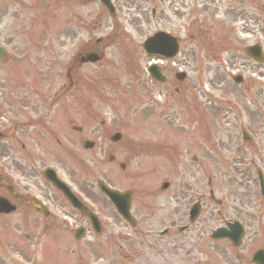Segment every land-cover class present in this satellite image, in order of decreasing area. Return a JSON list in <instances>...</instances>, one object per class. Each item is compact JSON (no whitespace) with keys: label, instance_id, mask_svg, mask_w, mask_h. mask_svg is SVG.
<instances>
[{"label":"rangeland","instance_id":"obj_1","mask_svg":"<svg viewBox=\"0 0 264 264\" xmlns=\"http://www.w3.org/2000/svg\"><path fill=\"white\" fill-rule=\"evenodd\" d=\"M221 1L222 5L219 3H215V5L218 8L219 17L223 19L220 22L202 24L201 31L195 32L187 27L189 19L182 12L180 17L171 16L166 8L168 0H131L133 7L139 8L137 10L139 13L130 11V14L126 8L130 4L123 0L120 7L118 6L121 11L117 15V20L103 18L96 0H2L0 46L9 51L10 59L3 64L0 63V85L3 92L16 94L14 97L11 96L10 106H4V109L10 110L9 118H12L14 113L21 114L18 110L21 109L20 105L23 102L18 101L17 98L27 92L26 88L29 89V92L35 91L40 94L43 100L49 98L50 94L58 92L60 79L57 78L56 69L58 72L59 68H56L55 59L61 56L60 60L68 64L71 56L78 55L77 48L72 54L69 52V55H65L64 46L66 45L69 49L72 42L76 40L73 38L74 35H82L84 41H89L90 45L102 40L103 55L99 64L85 66L77 72L74 78V100L72 102L56 101L55 108L58 110V114L54 113L56 118L51 123L54 124L55 133L49 134L44 129L37 128L47 137L46 139L49 138L45 145L41 144L42 140L37 142L25 139L23 141L24 133L13 129V122L10 125L5 124V120L0 115V131L7 135L4 143L1 142L5 148L2 150L0 147L1 159L3 152L8 154V160H2L3 167L19 164L28 171L32 167L38 169L50 167L63 177L67 176L79 182L86 179L88 183L92 184V191L95 194L97 180L105 182L111 180L110 182L117 188L119 187V190L126 189L131 183L129 177H116V174H120L118 166L117 164L111 165L108 158L116 155L119 162L120 151L130 140L140 142L137 143L140 146H146V143H151L150 140L160 139L152 143L159 144L166 151L165 146H162L164 145L162 141L168 139L160 138V134L153 133L152 129L146 128L148 126L146 112L151 111L154 106L153 102L161 103L157 95L159 91L162 95L168 94L171 102L165 108L170 111L168 114L171 116L178 114V110L182 106L196 105L202 109L211 108V103H207L201 95L204 92L212 94L218 99L217 102L220 106L217 113L218 124L211 131L199 128L200 130L191 133L195 135L194 150L193 148L187 149L191 153H196L197 148H200L201 145L202 155L206 150L212 149L214 157L216 152L210 143L214 141L212 135L215 130L217 140H223L233 131H236L238 135L240 126L254 128L259 133L264 132V113L259 114L258 112L264 110L262 96L264 90L260 89L255 81L256 78H263L264 72L260 66L249 61L244 54V48L247 45L254 43L259 38H262L264 42V22L257 21V27L246 29V19L241 15L243 11L241 1ZM228 1L233 3L232 10L239 13L234 16V19L226 15ZM45 2L48 6L45 10H41V5ZM183 4L187 8L193 6L192 0H184ZM200 5L203 8L214 10L211 3H201ZM262 5L261 11H264V0ZM6 6L11 9L3 16ZM179 6L181 7L182 4ZM152 9L156 12L154 18L151 16ZM14 11L16 15L12 18L10 15ZM195 16L199 15L195 14ZM166 18L172 19L171 24L167 23ZM226 18L232 21L228 22ZM97 21H100V26ZM226 24L232 26L234 30L232 36L222 34V28L226 27ZM179 25L185 26L184 35L179 31ZM166 28L171 30L169 33L182 35L178 36L182 41L181 51L173 64L163 63L170 75L165 86L152 87L146 73V68L151 61L144 55L141 44L145 38L158 30L168 31ZM61 45L64 48L60 49ZM15 46L22 52L17 51ZM178 71L185 72L187 77L178 87L180 94L173 96L174 82L177 81L174 74ZM65 72L66 69L61 73L65 74ZM237 74L243 77L242 84L236 85L232 82L231 77ZM77 76H79L78 79ZM170 77L172 82H170ZM151 92L156 97H152ZM151 99L152 103H150ZM44 103L45 101L43 107ZM201 103L207 104L202 105ZM66 112L71 114L66 116ZM223 114L232 118L229 124L221 121ZM21 119L23 117L20 116L12 118L15 122H19ZM102 121L105 122L103 126L100 125ZM128 121L130 127L122 131V125ZM63 123L65 126L62 128ZM75 126L81 131L73 132L72 129ZM235 127L237 129L233 130ZM34 129L31 128L26 133L38 136L33 131ZM57 129L58 135H61L62 138L56 136ZM117 129L121 130L123 137L119 144L113 145L109 138L116 133ZM61 139L64 142H69V145L64 146L56 142ZM256 139L260 140L259 137ZM84 142H94L93 149L84 150ZM22 144L25 145V148H22ZM205 145L207 148L203 147ZM169 152L171 154L172 150ZM220 152L221 150H219ZM213 157L210 164L203 162L208 169L216 168L223 171L227 168L224 164H216ZM175 158L174 155L170 156L168 166L173 164ZM142 166L145 167V162ZM135 170L138 169L135 168ZM9 174L15 181L19 180V176L13 171ZM34 179L33 176H27L24 185L28 189H34L29 185H32ZM99 201L98 203L101 202ZM23 215L27 218L30 214ZM20 218L24 219L21 214H16L2 219L5 222L8 221L12 226L20 225L21 227V223L26 226L33 222L30 221L32 220L30 218L26 224L19 221ZM2 219L0 218V258L4 259L7 252L15 258L32 256L35 250L39 249L42 252L43 264H84L86 260L92 264L93 259L96 264V248H92L84 254L86 259L81 260L78 251L82 254L83 246L69 245L67 238L62 233L63 236L59 235L57 238L64 240L63 248L60 244H55L56 240L51 237L45 238L48 239L47 244L50 240L55 243L43 247L41 243H37L29 231L25 233L27 238L24 237V234L18 236L16 233H10L9 246L6 248L5 245L3 246L4 223ZM257 227L258 224L252 225V228L259 232L257 239L260 240L264 237L261 232V230L264 231V220L259 223L261 230ZM19 229L22 230V228ZM36 234L34 233V235ZM12 244L17 246L13 247ZM36 256L37 259L41 257L39 252L36 253ZM11 264L20 263L16 261Z\"/></svg>","mask_w":264,"mask_h":264},{"label":"flooded vegetation","instance_id":"obj_2","mask_svg":"<svg viewBox=\"0 0 264 264\" xmlns=\"http://www.w3.org/2000/svg\"><path fill=\"white\" fill-rule=\"evenodd\" d=\"M122 1L116 0L114 2L120 7ZM126 1L129 3L131 0ZM246 2H249V0L242 3ZM179 3L173 0L174 10H176L175 7ZM130 6L127 5V10L132 12L138 10ZM244 10L247 12L245 15H243ZM250 12L251 9L247 3L242 15L247 20L256 21V18L249 15ZM152 16H156L155 10H152ZM1 18L2 14L0 15ZM16 50L21 52L17 47ZM84 55L85 53L81 52L76 60L70 63L64 83H61L62 91L49 98L51 102H49L48 108L45 109L44 115L42 113L45 99L43 100L40 94L35 91L29 92V89L26 88L25 91L27 92L17 98L18 101L23 102L20 105L21 109L18 110L21 114L16 115L14 113L13 117L20 116L23 119L18 124L15 123L13 129L24 133L25 138L23 141L25 139L37 142L42 140L41 144L45 145L49 138L46 139L47 137L37 128L44 129L49 134L55 133L54 124L51 123L55 120L58 110L53 108L56 101L70 103L74 100L72 93L74 78L82 68L80 58ZM8 59H10V56L4 54L0 63L3 64ZM78 78L79 76H77ZM2 89L0 85V90ZM11 96L14 97L16 94L0 92V115L5 120V124L9 125L13 122V117L9 118L10 110L4 109V106H10L9 100ZM211 105L214 104L211 103ZM67 115L68 113L66 112ZM196 115H198V118L194 117L191 121L194 124L197 123L196 126L198 127V122H201L202 125V118L200 111L198 113V109H196ZM37 119L39 121H36ZM44 121L48 123L43 124ZM64 126L61 125L62 128ZM31 128H35L33 131L38 136L26 133ZM75 128L73 127V132L76 129L81 131L80 128ZM56 136L62 138L61 135H58V129L56 130ZM6 137L7 135L0 131V147L2 150L5 146L1 142ZM56 142L64 146L66 144L69 145V142H64L63 139ZM120 142L118 141L117 144ZM128 144L129 146L123 147L120 153L124 169L131 168L132 170L128 172L131 183L124 190L129 191L131 194L128 209L133 220H123L117 212L112 210L106 197L102 194L99 195V193L97 195L92 191V184L85 180L79 182L70 177L66 181L55 170L58 177L72 192H74L73 188H75L85 200H89V202L94 204L100 200L102 203L101 207H97L101 217L99 222L102 233L97 237L96 264H253L251 261L253 254L264 248V237L258 240L259 232L252 228L253 224H258L259 221L264 220V213H262L264 212V203L262 202L259 206V208H262L261 210L256 205H251L253 199L250 195L249 186L234 190L226 198H216L212 192L214 185L211 179L208 178L201 186L202 165L200 158L196 157H191L190 163L187 164L186 157L182 156L178 172L168 174L167 179L157 177L154 172H134L131 166L133 153L131 149H133L132 145L134 142L130 141ZM219 146L230 150L234 148L231 140L219 141ZM22 148H25L24 144H22ZM146 153H154L152 147H147ZM245 153L241 152L239 154L237 152L235 156L226 158H231L236 165L244 164L247 163L246 160L248 159ZM258 154L264 157V146L259 148ZM260 156L258 155L259 161L264 163ZM252 158L254 159V157ZM3 159L5 161L8 160L6 152H3ZM47 168L49 167L44 169L32 167L28 171L19 164L3 168V162L0 157V197L10 202L18 211L36 212L35 214L43 219L45 232H49L53 228L59 229L62 225L51 215L43 216L39 214V210L42 209L36 204L35 200L41 201L51 213L65 215L73 221L79 219L77 226L84 229L81 235L77 234L76 228H72L70 225L62 227L67 229L71 239L75 242L80 243L83 241L86 246L90 245L89 250L93 246L96 248L95 242L91 241V244L88 243V237L85 240L86 234L88 235L92 232V230L88 229L87 220L78 215L68 204L63 193L47 180V177L43 174V171ZM11 171L19 176L18 182L13 183V188L23 197L24 203L17 202L14 194L10 193L6 186L1 183V181H9L8 177H3V174ZM27 176L35 177L32 185L29 184L34 189H28L24 185ZM132 187L133 192L130 191ZM255 189L256 194H260L259 190ZM99 196L104 198L99 199ZM253 210L259 215L254 214ZM0 218H8V216L0 215ZM3 223V230L6 234L9 223L4 220ZM57 223L59 226H57ZM234 223H238L239 226L236 227L235 231L230 232V237H218V239L213 236V233L219 229L225 228L228 231L227 224ZM241 229H244V232ZM257 229H260L259 224ZM261 232L264 234V231ZM50 233H53V230ZM4 245H7V243L3 242ZM83 247L85 253L86 248L84 245ZM130 258H133L134 261L131 262ZM86 264H89V262H86Z\"/></svg>","mask_w":264,"mask_h":264},{"label":"water","instance_id":"obj_3","mask_svg":"<svg viewBox=\"0 0 264 264\" xmlns=\"http://www.w3.org/2000/svg\"><path fill=\"white\" fill-rule=\"evenodd\" d=\"M164 35L162 34H156L154 37L152 38H149L145 44L143 45L144 49L148 52L149 49H155L156 52L158 53H161V55H163V45H164ZM157 43H161V44H157ZM169 43L171 46H174L175 47V41L173 40H167L166 41V44ZM163 44V45H162ZM155 45H161V46H158L156 48H153ZM176 50H177V46H176ZM166 53V52H165ZM153 68V67H151ZM261 258H263V261H264V253H261Z\"/></svg>","mask_w":264,"mask_h":264}]
</instances>
